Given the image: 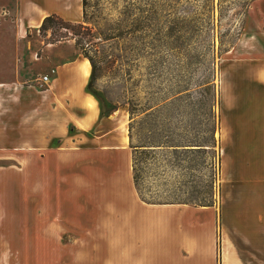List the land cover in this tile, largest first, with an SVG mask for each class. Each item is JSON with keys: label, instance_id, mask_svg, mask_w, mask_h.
Returning a JSON list of instances; mask_svg holds the SVG:
<instances>
[{"label": "crops", "instance_id": "0c3cea01", "mask_svg": "<svg viewBox=\"0 0 264 264\" xmlns=\"http://www.w3.org/2000/svg\"><path fill=\"white\" fill-rule=\"evenodd\" d=\"M258 1L263 7L264 0ZM17 2L20 39L39 30L49 16L73 23L84 20L83 0ZM261 23L262 32L253 35L260 55L253 63L245 62V70L234 72L225 89L230 174L245 176V181L228 185L222 208L142 201L134 185L129 142L115 136L116 130L95 136V147L36 145L8 153L6 143L12 138L7 136V121L21 117L17 106L49 111L57 101L58 108L75 111L69 123L81 133L104 122L98 100L86 91L90 79L76 72L86 63L82 55L71 58L67 49L53 46L47 57L53 62L50 70L30 86L0 82V264H264ZM92 98L95 115L88 111ZM7 106H16L10 115ZM31 142L38 137L32 135ZM8 156L29 162L1 165Z\"/></svg>", "mask_w": 264, "mask_h": 264}, {"label": "rangeland", "instance_id": "374dc122", "mask_svg": "<svg viewBox=\"0 0 264 264\" xmlns=\"http://www.w3.org/2000/svg\"><path fill=\"white\" fill-rule=\"evenodd\" d=\"M85 12L87 29L79 36L58 25L20 39L17 0H0V82L30 86L36 76L50 70L53 62L47 57L53 46L67 49L73 58L81 55L80 42L98 64L92 92L102 99L105 113L111 112L110 121L105 118L90 133H81L69 123V114L75 111L58 108L57 101L49 111L43 106H17L21 117H8L7 121V136L12 138L6 143L8 153H19L16 149L23 153L36 145L70 150L95 147L99 146L95 136L115 130V136L130 143L133 111L135 145L173 142L187 146L177 152L147 148L155 151L148 155L150 166L141 179L146 199L189 202L190 196H204L203 203L222 208L228 185L245 181V176L230 174L233 168L225 149L230 137L224 127L225 89L234 72L245 70V62L253 63L260 55L253 35L262 32V3L86 0ZM92 102L94 98L90 105ZM15 107L7 106V114ZM32 107L38 110L32 112ZM67 125L69 133L63 135ZM120 130L127 132L128 141ZM32 135L38 142H31ZM195 142H206L209 147L196 151ZM8 157L1 165L20 167L29 162Z\"/></svg>", "mask_w": 264, "mask_h": 264}, {"label": "trees", "instance_id": "16d2710c", "mask_svg": "<svg viewBox=\"0 0 264 264\" xmlns=\"http://www.w3.org/2000/svg\"><path fill=\"white\" fill-rule=\"evenodd\" d=\"M83 8H84V20H86V12H85V8H86V0H83ZM82 21L81 23H73V22H68L63 20L62 18L53 15V16H49L47 17L41 28L39 29L41 33H45L48 32L52 27H56V26H61V28L71 31L72 33L76 34V35H80L81 32L85 29H87L84 26L85 21ZM79 47L81 48V55L90 61V64L92 66V74L89 80V83L87 85L86 91L87 93L93 95L99 102L100 105V110H101V119L104 118H108L111 115L110 113H105V109H104V103L102 101V99L96 94V92H92V88L94 86V84L96 83L97 79H98V64L96 59L90 55V52H88V50H86L84 47H81V43L78 42ZM130 124H129V147L132 151V168H133V179H134V185L135 188L137 190V193L139 195V197L141 198L142 201L148 203V204H152V205H163V204H185V205H193V206H202V207H210L213 205H209V204H205L202 201L204 199H206L204 196H190V198H188L187 201H176V202H158V201H149L148 199H146V197L143 194L142 191V187H141V179L143 176V173L145 172L146 169L149 168L150 164H149V159H148V155L151 154V151H155V150H148V147H165L167 149H173L172 151L177 152L179 151L178 148L180 147H187V146H183V145H177V144H173V142H168L165 143L163 145H158V146H147L146 143L142 142L140 143V145H135V140H136V136L134 134L135 131V125H134V113L133 111L130 112ZM142 126V130L141 133L144 132V127L143 124H141ZM213 139H215L213 137ZM215 141V140H214ZM206 143V142H205ZM204 142H195L194 145H192L193 147H197L196 151H205L207 144H205ZM191 199V201L189 200Z\"/></svg>", "mask_w": 264, "mask_h": 264}, {"label": "bare ground", "instance_id": "6f19581e", "mask_svg": "<svg viewBox=\"0 0 264 264\" xmlns=\"http://www.w3.org/2000/svg\"><path fill=\"white\" fill-rule=\"evenodd\" d=\"M78 75L84 79H90L91 74H92V66L90 64V61L86 59V63L80 67H78L77 71ZM95 98H94V102L91 103V105L89 106V111L91 115H95L97 112V106H95ZM123 131V130H120ZM123 134L125 135L124 138L126 140H128L127 137V132L123 131ZM162 209V208H161Z\"/></svg>", "mask_w": 264, "mask_h": 264}, {"label": "built area", "instance_id": "2783aa9c", "mask_svg": "<svg viewBox=\"0 0 264 264\" xmlns=\"http://www.w3.org/2000/svg\"><path fill=\"white\" fill-rule=\"evenodd\" d=\"M43 81H44V82H48V81H49V77H48V76H44V77H43Z\"/></svg>", "mask_w": 264, "mask_h": 264}]
</instances>
